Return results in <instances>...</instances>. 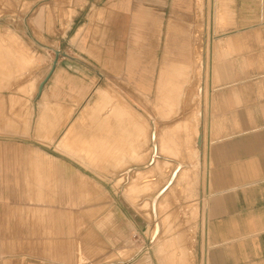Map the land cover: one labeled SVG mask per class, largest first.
Wrapping results in <instances>:
<instances>
[{"label": "rangeland", "instance_id": "1", "mask_svg": "<svg viewBox=\"0 0 264 264\" xmlns=\"http://www.w3.org/2000/svg\"><path fill=\"white\" fill-rule=\"evenodd\" d=\"M96 1L100 9L91 22L82 20L87 26L75 37L67 30L78 0H0V138L45 141L47 132L60 128L46 118L60 115V109L44 102L45 78L50 68L77 57V65H71L85 79L84 230L100 233L108 243L101 258L85 252L84 264H203L196 251L205 241L207 167L205 155L198 156L195 116L205 82L204 40L212 26L221 24L217 5L212 0H113L114 13L108 14L109 0ZM190 58L192 66L178 75L179 61ZM137 82L150 88L147 96ZM98 90L128 107L130 128L140 126L129 147L122 136L109 137L122 120L110 103H96ZM185 119L192 122L189 130L178 126ZM154 127L157 167L150 165ZM120 174L132 179L118 181ZM147 179L155 180L144 183ZM23 223L16 232H28V221ZM29 239L0 236V264H59L61 251H32L45 243L30 245ZM73 255L70 251L68 264H78Z\"/></svg>", "mask_w": 264, "mask_h": 264}, {"label": "crops", "instance_id": "2", "mask_svg": "<svg viewBox=\"0 0 264 264\" xmlns=\"http://www.w3.org/2000/svg\"><path fill=\"white\" fill-rule=\"evenodd\" d=\"M112 2L106 6L108 14L114 13ZM212 2L222 19L204 40L205 82L197 98L196 139L198 156L206 160L207 201L205 241L196 252L203 264H264V0ZM98 5L96 0H78L67 34L77 37ZM168 56L166 46L164 66ZM72 58L68 65L50 68L45 78L44 102L60 109V115L46 118L60 124L59 131L47 132L45 141L0 138V236L28 235L30 245L45 243L31 250L61 251L59 264H68L70 251L78 264L85 263L87 251L97 252L88 257L101 258L108 244L100 233L84 230L85 79L71 65H77V57ZM190 63L191 58L175 63L178 75ZM136 85L144 96L149 94L143 82ZM97 93L96 103H110L114 116L122 120L109 137L120 135L125 145H132L141 129L125 123L131 122L128 107L104 90ZM182 123L178 126L186 130L192 127L188 119ZM154 164L157 167L159 161ZM24 221L28 232H16L24 228ZM10 227L14 231H4Z\"/></svg>", "mask_w": 264, "mask_h": 264}, {"label": "water", "instance_id": "3", "mask_svg": "<svg viewBox=\"0 0 264 264\" xmlns=\"http://www.w3.org/2000/svg\"><path fill=\"white\" fill-rule=\"evenodd\" d=\"M154 124V123H153ZM152 144H153V149H154V154H153V157L151 159V162H150V165L154 164V162L156 161V157H158L157 155V147H156V132H155V127H154V131L152 133ZM178 167L175 169V171L173 172L172 174V177L170 179V182H172L176 176V174L178 173ZM171 185V183L169 184ZM158 197V196H157ZM157 197L155 198L157 200ZM155 206V205H153Z\"/></svg>", "mask_w": 264, "mask_h": 264}, {"label": "bare ground", "instance_id": "4", "mask_svg": "<svg viewBox=\"0 0 264 264\" xmlns=\"http://www.w3.org/2000/svg\"><path fill=\"white\" fill-rule=\"evenodd\" d=\"M221 19H222V18H221V15L219 14V15H218V20H221ZM9 139H10V138H9ZM184 172H186V170L183 171L182 174H183ZM185 174H186V173H185ZM186 175H187V174H186ZM189 177H190V175H188V178H187V179H190ZM185 178H186V177L184 176V180L186 181ZM181 179H183V177H181ZM178 180H179V178H178ZM185 181H184V182H185ZM177 182H179V181H177ZM177 182H176V185H175V186H177ZM182 182H183V181H182ZM182 182H179V183L182 184ZM188 182H189V180L187 181V183H188ZM184 184H186V183H184ZM178 185H179V184H178ZM186 185H187V184H186ZM188 185H189V184H188ZM175 186H174V187H175ZM183 186H185V185H183ZM183 186H182V187H183ZM179 187H180V186H179ZM176 189H177V188H176ZM178 189H179V188H178ZM127 196H130V194H127ZM155 201H156V199H154V202H155ZM148 203H149V202H148ZM149 204H150V203H149ZM148 206H150V205H148ZM133 224H134V223H133ZM132 226H133V225H132ZM155 231H157V232L159 231V226L156 227V229L154 230V233H155Z\"/></svg>", "mask_w": 264, "mask_h": 264}, {"label": "built area", "instance_id": "5", "mask_svg": "<svg viewBox=\"0 0 264 264\" xmlns=\"http://www.w3.org/2000/svg\"><path fill=\"white\" fill-rule=\"evenodd\" d=\"M28 264H34V263H28Z\"/></svg>", "mask_w": 264, "mask_h": 264}]
</instances>
